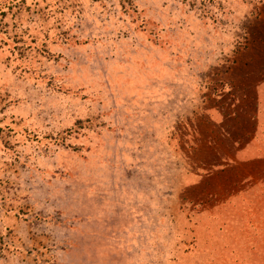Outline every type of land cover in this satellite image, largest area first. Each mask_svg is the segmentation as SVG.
I'll list each match as a JSON object with an SVG mask.
<instances>
[{
	"label": "rangeland",
	"instance_id": "rangeland-1",
	"mask_svg": "<svg viewBox=\"0 0 264 264\" xmlns=\"http://www.w3.org/2000/svg\"><path fill=\"white\" fill-rule=\"evenodd\" d=\"M12 3L0 264H264V0Z\"/></svg>",
	"mask_w": 264,
	"mask_h": 264
},
{
	"label": "trees",
	"instance_id": "trees-1",
	"mask_svg": "<svg viewBox=\"0 0 264 264\" xmlns=\"http://www.w3.org/2000/svg\"><path fill=\"white\" fill-rule=\"evenodd\" d=\"M12 1L15 3V0H3V1H1L0 10L3 11L4 6H7V11L9 8H11V7L13 8ZM121 2H122V6L124 9H129L128 7L125 6V4H126L125 0H121ZM3 12H5V11H3Z\"/></svg>",
	"mask_w": 264,
	"mask_h": 264
}]
</instances>
